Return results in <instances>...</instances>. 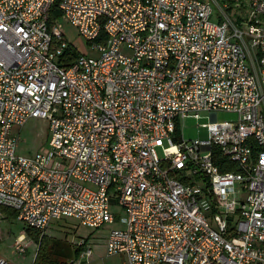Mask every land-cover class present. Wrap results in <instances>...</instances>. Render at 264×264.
<instances>
[{
    "label": "built area",
    "instance_id": "built-area-1",
    "mask_svg": "<svg viewBox=\"0 0 264 264\" xmlns=\"http://www.w3.org/2000/svg\"><path fill=\"white\" fill-rule=\"evenodd\" d=\"M54 2L0 0V208L41 237L115 225L126 264H264V0H61L51 20ZM202 112L209 138L187 140ZM30 118L49 151L18 155Z\"/></svg>",
    "mask_w": 264,
    "mask_h": 264
},
{
    "label": "rangeland",
    "instance_id": "rangeland-1",
    "mask_svg": "<svg viewBox=\"0 0 264 264\" xmlns=\"http://www.w3.org/2000/svg\"><path fill=\"white\" fill-rule=\"evenodd\" d=\"M246 8V6H242L236 9L245 10ZM66 29L68 37L75 45H78L81 51L89 53L88 43L78 34L77 29L72 24H67ZM237 118L238 115L234 112L220 111L218 113L219 121L237 120ZM209 122V113L202 112L198 118L188 117L181 120V132L187 140L196 138L208 139V129L203 125L209 124ZM13 132L19 137V143L16 148L18 155L34 156L38 153L49 151L50 129L47 119L30 118L23 126L14 127ZM122 215L124 216L125 213L122 212ZM114 226L105 225L100 229H93L81 225L74 218L64 217L57 219L52 221L46 232L48 238L47 242H43L42 249L48 253L51 251L54 242L60 243L62 245V253L65 255L57 256V258H60V262H66L67 264H126V255L120 253L107 254L108 236ZM21 233L25 234V242L30 244L23 254H18L14 251L13 244L16 237ZM83 238L87 239L92 246L93 255L88 263L82 262L81 259L77 258L78 255L75 254L74 248L78 247L76 243ZM40 246H42V243L40 244L27 233L26 225L15 214L3 211V215L0 217V259H3L7 264H34L35 255Z\"/></svg>",
    "mask_w": 264,
    "mask_h": 264
},
{
    "label": "trees",
    "instance_id": "trees-1",
    "mask_svg": "<svg viewBox=\"0 0 264 264\" xmlns=\"http://www.w3.org/2000/svg\"><path fill=\"white\" fill-rule=\"evenodd\" d=\"M60 2H61V0H55L53 6L51 8V16H50L51 20H53V19H55L61 15V9L59 7ZM67 53H68V58L63 59V60L71 61L78 55L79 51L76 49L71 50V48H70V50H68ZM61 61H62V59H61ZM218 154H219L218 151L215 149V160H216V162L222 161V158H220ZM223 170H225V169H223ZM0 210L2 212L5 211L6 213L16 215L15 211H12L6 207H1ZM26 230H27V233H29L32 238H34L40 244L42 243V246H40L39 251L37 253V256L35 258L34 264H67L66 262H60L59 261L60 258H57V256L65 255L64 253H62V250H61L62 245H60V243L54 242L52 244L51 251L46 253V252H44V250L42 248H43V242L44 241L47 242L48 237L46 235L41 237L40 233L37 230L31 229V228L26 227ZM84 248H85V246L75 247L74 248L75 254L78 255L81 252V250H83Z\"/></svg>",
    "mask_w": 264,
    "mask_h": 264
}]
</instances>
